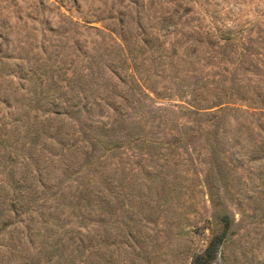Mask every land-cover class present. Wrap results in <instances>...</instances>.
I'll return each mask as SVG.
<instances>
[{
    "label": "rangeland",
    "instance_id": "obj_1",
    "mask_svg": "<svg viewBox=\"0 0 264 264\" xmlns=\"http://www.w3.org/2000/svg\"><path fill=\"white\" fill-rule=\"evenodd\" d=\"M0 32H8L10 42L4 49L11 52L12 60L21 61L17 59L21 56L26 61V56L44 68L68 66L75 39L82 51L98 47L99 51L118 52L123 35L137 55L135 61L128 57L127 64L160 62L165 67L164 77L156 83L161 93L155 96L145 90L147 96H140L137 116L129 115L125 131L107 136L104 143L122 145L113 151L115 161L123 158L120 152L129 154L130 146L135 154L147 147L148 142H132L137 136L158 140L151 145L152 157L130 153L128 159L135 173L131 177L135 189L141 188L146 195L151 187L155 200L144 226L155 252L145 264H190L192 256L202 253L211 236L220 231L216 216L221 212L230 216L231 226L210 264H264L263 203L255 201L254 195H245L250 182L244 165L226 158L227 154L215 162L208 145L215 119L209 122L210 116L193 111L188 105L192 100L189 91L181 95L185 82L186 90L201 84L207 96L218 93L230 102L228 110L217 114L226 115L223 125L229 133L223 146L230 149L227 144L233 142L237 121L253 125L256 118L264 120L260 108L264 98V0H0ZM153 51L167 58L152 61ZM183 52L197 58L189 77L184 76L178 86L169 68L185 64L176 59ZM108 116L102 115L101 120L110 123L113 116ZM245 129L236 144L243 145V150ZM125 134L128 141L121 137ZM100 146L91 151L94 164L113 154Z\"/></svg>",
    "mask_w": 264,
    "mask_h": 264
},
{
    "label": "trees",
    "instance_id": "obj_2",
    "mask_svg": "<svg viewBox=\"0 0 264 264\" xmlns=\"http://www.w3.org/2000/svg\"><path fill=\"white\" fill-rule=\"evenodd\" d=\"M74 41L68 66L44 68L26 56V61L21 56L17 57L21 61L12 60L11 52L4 49L10 42L8 32H0V264H145L155 252L144 227L155 202L152 188L146 195L135 189L128 159L130 153L152 157L151 145L158 140L137 136L132 142H148L147 147L135 154L130 146V153L120 152L123 158L115 161L113 151L122 145L104 143L107 136L125 131L129 115L137 116L145 90L155 96L161 93L156 83L164 77L165 67L160 62L127 64L128 57L135 61L137 55L126 35L120 38L118 52L98 47L82 51ZM191 54L183 52L176 59L185 64L169 68L178 86L195 67L197 56L192 59ZM150 55L152 61L167 58L160 51ZM187 87L186 82L181 86V95L190 92L188 105L193 111L210 116L209 122L215 119L214 131L207 133L215 162L227 154L226 158L244 165L250 182L245 195H254L264 210V120L256 118L253 125L237 121L232 144L226 142L230 149L223 146L229 133L223 125L226 115L217 117L230 102L218 93L207 96L201 84ZM260 101L264 109V98ZM108 114L113 116L110 123L101 120ZM244 127L245 150L236 145ZM121 137L128 141V134ZM100 144L104 145L100 149L113 154L94 164L91 151ZM216 221L220 231L202 253L192 256L190 264L216 259L231 219L221 212Z\"/></svg>",
    "mask_w": 264,
    "mask_h": 264
}]
</instances>
